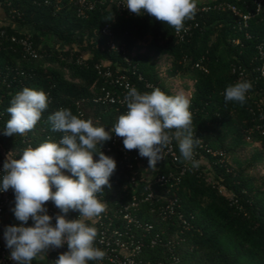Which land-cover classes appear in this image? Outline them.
I'll list each match as a JSON object with an SVG mask.
<instances>
[{"label": "trees", "instance_id": "obj_1", "mask_svg": "<svg viewBox=\"0 0 264 264\" xmlns=\"http://www.w3.org/2000/svg\"><path fill=\"white\" fill-rule=\"evenodd\" d=\"M79 1L0 0V10L10 21V26H0V34L5 31L0 37V146L19 159L26 148L46 141L58 143L63 133L52 131L48 117L62 108L110 131L122 113L94 101L103 88L114 90L103 73L120 71L139 91L147 92L146 85L154 84L175 95L156 62L157 57H167L172 61L171 76L179 74L194 82L189 109L193 131L208 149L224 156L208 157L213 180L204 168L200 173H187L175 187L182 212L193 227L191 232L183 233L177 218L158 220L152 211L159 204L141 203L142 218L155 223L158 231L167 232L165 239L174 236L177 241L185 240L177 248L181 264H264V181L252 174L264 161V81L256 80L258 46H264V9L258 13L254 0H196L195 17L185 21V28L191 31L182 40L174 28L143 10L137 16L128 9L119 10L113 0H92L95 8L81 16ZM221 4L251 12L248 26L230 11L217 9ZM108 24L123 52L108 45L110 38L102 33ZM23 32L32 35L39 59H24L21 46L12 42L13 37H23ZM125 57L131 59V65ZM240 67L248 78H242L239 70L234 72ZM139 76L144 81H139ZM4 79L7 83L3 84ZM240 80L253 85L246 103H226L222 93ZM26 87L43 90L48 107L34 129L6 136L7 108L15 94ZM250 147L258 149L244 164L236 153ZM103 153L115 159L117 168L110 177L111 187L104 186L98 195L114 210L133 200L130 171L119 152ZM219 185L235 195L238 206H231L219 193ZM144 257L163 261L167 252L159 246L147 249Z\"/></svg>", "mask_w": 264, "mask_h": 264}, {"label": "clouds", "instance_id": "obj_2", "mask_svg": "<svg viewBox=\"0 0 264 264\" xmlns=\"http://www.w3.org/2000/svg\"><path fill=\"white\" fill-rule=\"evenodd\" d=\"M125 7L137 16L143 10L177 33L186 31L185 21L193 19L197 10L196 0H126ZM252 87L251 81L240 80L228 85L222 95L226 103L243 106ZM124 103L127 112L118 117L110 131L62 108L48 117L52 131L63 133L58 143L46 141L36 148H26L19 159L6 157L0 193L12 189L15 207L10 210L15 219L22 225L30 218L34 222L30 227H5V244L15 264H31L41 253L65 244L68 251L60 254L54 264H88L105 258L106 252L95 246L97 229L82 218L98 217L105 211L106 205L97 194L104 186L111 187L110 177L117 164L101 148L113 134L123 138L126 150L138 149L140 157L148 158L152 170L163 159V149L174 140L178 142L181 162L191 161L193 168L199 166L194 146L200 139L193 135L190 100L183 93L168 95L158 87L141 93L128 86ZM10 105L4 134L23 135L41 120L48 96L43 90L26 87L15 94ZM94 156L99 157L98 161ZM49 201L59 209L55 217L45 207ZM70 211H78L80 217L67 219Z\"/></svg>", "mask_w": 264, "mask_h": 264}, {"label": "built area", "instance_id": "obj_3", "mask_svg": "<svg viewBox=\"0 0 264 264\" xmlns=\"http://www.w3.org/2000/svg\"><path fill=\"white\" fill-rule=\"evenodd\" d=\"M112 3L119 10L125 11L127 9L125 7L126 0H113ZM79 5V13L81 16H85L86 10L92 11L95 8V3L92 0H80ZM254 6L258 13L261 12L264 9V0H254ZM217 9L230 11L239 20L243 21L246 26H248V22L252 18L251 12L243 13L238 7L232 4H221ZM2 25L10 26V21H8L4 15L3 18L0 17V26ZM189 31H191V29L187 27L186 31L177 33V36L183 40L185 36L188 35ZM102 33L110 38L108 45L111 49L117 52L124 51L123 48L115 44L110 24L103 28ZM22 34H24L23 37H13L12 42L21 46L24 59H39L40 55L31 39L32 35H28L25 32ZM4 35L5 31H2L0 37ZM258 52L256 59V80L264 81L263 45L258 46ZM125 53L126 52H124V55ZM125 59L126 64L131 65V59L127 57H125ZM99 68H101V66L98 67V69ZM7 69H9V71L11 70L10 67H7ZM238 70L242 78H248L244 69H241V67L238 69L236 68L234 72ZM133 74L137 75L136 72H133ZM103 76L110 82L114 90L103 88L101 93L95 97L94 101L96 103L116 107L118 111H121V115L126 114L127 108L124 103V96L126 95L128 86L135 87L138 90L137 85L128 75L120 73V71L118 74H114L109 69L103 73ZM138 78L139 81H144L142 76ZM4 83H7L6 79L3 80V84ZM156 87L158 86L147 84L145 91L151 92L152 89ZM139 92L144 93L142 91ZM172 131H175V129ZM193 135L194 137L196 136L197 139H200V143L194 146V159L199 162V166L196 168L192 167L191 161L181 162L178 142L175 140L163 149V159L157 163L154 170L149 168L148 158L140 157L138 149L129 151L124 148L123 138L113 134L112 139L104 143L101 148L103 152L117 151L122 155V163L126 169L130 171L129 184L132 189L133 200L131 203L121 204L112 210L108 202L97 194L98 199L106 205L105 211L98 217H84L82 219L86 224L97 229L98 235L95 246L105 251L106 256L102 261H89L88 264H181V258L178 255L177 248L180 242H184L185 240L181 238V240L177 241L174 236L165 239L167 232L158 231L155 223L147 222L142 218L140 204L143 202L159 204V207L152 211L153 214H156L158 220L169 222L177 218L183 233L192 231L193 227L191 223L182 212L175 187L182 182L183 177L187 173H200L203 171V161L207 159L209 162V156H224L223 152L214 153L208 149L205 145V141L196 132L193 131ZM7 156L13 159L11 155L5 152L0 146V176L3 175V162ZM94 160H96L95 156ZM164 168H166V170H163ZM65 174L70 175L68 172H65ZM52 190L55 191L56 189L53 188ZM218 191L221 195L227 197L231 206L239 205L235 195L232 192L226 191L222 185L218 186ZM14 200L15 197L12 189H9L5 193H0V264H14L9 258L10 253L6 247L3 234L8 213L14 204ZM45 207H47L50 216L55 217V215L59 213V209H57L51 201L47 202ZM79 217L80 213L78 211H70L67 214V219L69 220H75ZM52 223L55 225V219H53ZM21 225L22 222L17 221L16 226ZM22 226H34V222L30 218L28 223ZM159 246L165 248L167 252L165 260H146L144 252L147 249H154ZM53 249L56 250L57 255V257L53 259V263L58 259L60 254L68 251L66 244L61 248Z\"/></svg>", "mask_w": 264, "mask_h": 264}, {"label": "rangeland", "instance_id": "obj_4", "mask_svg": "<svg viewBox=\"0 0 264 264\" xmlns=\"http://www.w3.org/2000/svg\"><path fill=\"white\" fill-rule=\"evenodd\" d=\"M197 1H203V0H197ZM144 51L145 50H143L142 52H144ZM156 62H157L158 67L160 69V73H161L162 78L166 80L167 85L169 86L171 91L175 95L178 93H183L189 100H191L193 92H194V82L190 81L189 79L182 78L181 75H179V74L177 76H171L169 74V70L172 67V61L169 58L157 57ZM256 149H258V148L250 147V148H247L244 150L243 149L238 150V152L236 153V157L238 159H240V161L242 163L246 164L247 161H250L253 158V155H254ZM230 163L233 166H235V163L231 159H230ZM203 167L205 169L206 168L209 169V162L207 159L203 161ZM207 172H208L207 175H209V179L213 180V178H214L213 171H211L209 169V171H207ZM252 174L255 175L257 178H259L260 182L264 181V161H262L261 163H258L256 165L255 169L252 170ZM6 223L8 225L9 220ZM54 254H56L54 249L50 248L49 250H47V252L41 253L36 258H34L33 261H31V264H35L34 262H36L37 264H45L44 262H41V260H40L41 259L40 257H42V256H49L51 259V264H54L53 263V255Z\"/></svg>", "mask_w": 264, "mask_h": 264}, {"label": "water", "instance_id": "obj_5", "mask_svg": "<svg viewBox=\"0 0 264 264\" xmlns=\"http://www.w3.org/2000/svg\"><path fill=\"white\" fill-rule=\"evenodd\" d=\"M15 207V204H13L12 205V207H11V209L12 208H14ZM9 220V224L7 225V223H6V226L5 227H7V226H16V224H17V220L15 219V216H14V213L11 211V210H9V213H8V218H7V221ZM6 221V222H7ZM5 230V229H4ZM3 234H4V232H3ZM8 251H9V253H10V249H8ZM55 251V253H56V250H54ZM41 258V259H40ZM39 259L41 260V262H44L45 264H51V259H50V257L49 256H42V257H40ZM39 260V261H40ZM33 261V260H32ZM35 264H37L36 262H34ZM14 264H15V262H14Z\"/></svg>", "mask_w": 264, "mask_h": 264}, {"label": "crops", "instance_id": "obj_6", "mask_svg": "<svg viewBox=\"0 0 264 264\" xmlns=\"http://www.w3.org/2000/svg\"><path fill=\"white\" fill-rule=\"evenodd\" d=\"M0 17H2V18H3V13L1 12V10H0Z\"/></svg>", "mask_w": 264, "mask_h": 264}]
</instances>
